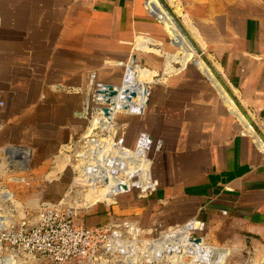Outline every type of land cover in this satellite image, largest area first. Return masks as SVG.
I'll return each mask as SVG.
<instances>
[{
    "label": "crops",
    "instance_id": "obj_1",
    "mask_svg": "<svg viewBox=\"0 0 264 264\" xmlns=\"http://www.w3.org/2000/svg\"><path fill=\"white\" fill-rule=\"evenodd\" d=\"M168 1L221 67L250 123L203 59H195L196 65L210 85L201 74L183 73L196 52L169 12L153 0H0L3 73L12 62L19 66L13 78L20 80L28 69L27 78L44 79L40 94L53 93L51 82L58 92L72 88L71 94L82 99L80 91L93 72L112 85L121 84L131 65L133 71L153 72L158 91L152 107L165 129L158 139L164 169L171 166L178 180L187 178L162 190H188L195 202L190 216L201 210L197 217L201 214L206 226L222 219L237 225L239 234L205 237L212 246L231 249L226 263L264 264V0ZM167 32L179 40L183 54L168 44ZM71 109L80 117L77 105ZM153 171L159 188L170 172ZM242 252L246 260L232 258Z\"/></svg>",
    "mask_w": 264,
    "mask_h": 264
},
{
    "label": "rangeland",
    "instance_id": "obj_2",
    "mask_svg": "<svg viewBox=\"0 0 264 264\" xmlns=\"http://www.w3.org/2000/svg\"><path fill=\"white\" fill-rule=\"evenodd\" d=\"M153 2L154 4L155 2L157 4L159 3L158 5L161 8L163 7L159 0H154ZM165 2L172 12H178L175 11L174 6L171 5L172 3L168 0H165ZM194 33V35L191 33L194 41L197 44L198 42L201 43L198 34L196 32ZM166 36L171 48H174L176 53L180 51V53L183 54L180 46L172 44V38L168 32ZM202 50L204 51L203 48ZM195 59H203L208 65L214 66L217 71L221 70V67L217 62L212 61V57L205 50L204 56L195 53L193 58L190 59L183 69V73L189 72L192 75L194 74V76H196L195 73L201 74L210 85L211 81L195 64ZM11 63L8 65V70L3 73L7 66L5 63L0 62V216L5 215L10 219L8 222L14 221V223L20 221L23 216H30V220L33 221L37 217L38 208L41 207L43 202H55L65 199L80 210L82 221L88 225L104 224L112 217L118 216L120 218L138 220L146 227L161 225L159 230L162 231L168 229L169 226L182 225L193 218H201V214L199 216L200 218L197 217L201 210L197 211L198 213L196 216H190L194 211L192 209L195 206V202L193 196H191L192 194L188 190L186 192L162 190L165 184L174 182L181 183L180 180L182 179L184 180H182V183H184L187 178L182 177L178 180V176L175 177V175H173V168L171 166L164 169L165 161L163 163V151H158L155 148L148 153V158L152 161L151 171L160 169L161 171L165 170V173L168 171L170 172V176H168L163 183L160 182L157 191L145 195L140 188L136 187L132 188L127 193L116 196V203L113 199L110 204L100 201L96 205L85 207L81 202V198L86 192H82L83 188L79 186L80 183H77L78 185L75 183V179L78 177L76 167L80 163L79 155L83 152V142L86 140L83 135L89 125L91 126L93 116L100 111L101 107L108 106V103L105 104L102 99V103L92 99L93 91L92 89L90 90L92 80L90 81V79L88 85L80 91L84 95V98H82L83 100L71 94L73 91L72 88H67L63 93L58 92L59 89L57 86L51 82L48 83L52 84L53 88H51V90L53 93L48 95L40 94L39 92L44 90L42 87L45 85L44 79L27 78L30 75L28 69L23 71V78L20 80L17 78L15 79L13 78V76H15L13 69L19 70V66L16 65L13 67ZM175 66L178 67L179 64L177 63ZM141 67H144V65ZM125 69L126 66L124 67V72ZM134 71L132 70L130 73H134ZM97 80L104 82L99 76ZM223 80L228 87L226 89L227 96L232 99L233 103H235L242 114L247 118L245 114L247 111L241 109V104L238 103L239 99L235 96V93L233 94L228 80L226 78H223ZM18 81L20 86L15 88L18 86ZM122 81L123 77L122 80H120L121 84ZM200 81L201 79L195 80V82ZM14 82L15 84H13ZM157 84L158 82H155V79L146 83L150 95L148 97V105L143 113L141 112L144 110V107H142L139 113V110L135 113L121 111L116 115L114 121L116 130V136L114 138L116 141H122L124 139L123 144L126 147L134 149L137 138L142 131L151 133L156 139L155 141L160 139L159 136L161 135H159V133L164 132L163 130L165 129L160 125L162 121L158 118L159 116L156 110L152 107L158 91ZM229 91L232 92V96H234L236 100L230 96ZM176 96L181 95L176 94ZM88 98L90 99V104L88 103L89 108L87 110L86 105ZM71 105H77L78 111L81 112L80 117L73 113L74 110L71 109ZM243 106L242 104V108ZM248 122L250 123L249 120ZM111 134L109 130L102 131L100 128H97L90 137H103L107 139ZM9 147L28 148L30 150V155L27 164L24 162L22 156L18 157L17 154H15V157L12 158L14 155L8 152ZM63 147L67 148L65 151L63 150L64 152L61 151ZM64 153H67L70 157L65 169L58 174V177L50 179L48 177L50 172L56 167L57 161ZM153 176H155L154 173L152 178ZM72 185L76 187L72 188ZM4 190L9 191L16 201L10 200L6 196V193L4 194L2 192ZM183 215H187V218ZM236 226L237 225L231 221L222 219L215 227L212 228V226L207 225L205 230L194 231L193 234L203 235L204 237H207V234H216L215 238L218 236L223 237L224 234H239ZM241 234L245 235L246 233L241 232ZM243 237H246V235ZM206 241L207 243L209 242V244H204V248L207 252L205 258L206 263L228 264L226 263V259L229 255L226 257V253L221 250L222 247L220 246L221 248H217L219 246H212L214 245V243H212L213 240L206 238ZM246 245L251 248L250 243L244 242L243 246ZM164 247H162V250H164ZM181 252L180 255L178 250L174 251V256L176 257L174 259L175 262L172 264H205L202 259L204 256L201 257L200 254L199 256L197 254V257H195V255H190L192 260L195 259L197 262L195 260L190 261L191 258L186 257L189 255L185 253V250L182 249ZM177 255H180V258H177ZM246 255L248 256L247 253L242 252L240 255L235 254L232 258H234V260L244 261L247 259ZM168 256L171 255L169 254ZM179 260L182 261L179 262ZM164 261L167 262L164 264H171V260L166 259V253ZM185 261L190 262L187 263ZM35 264L53 263L40 258Z\"/></svg>",
    "mask_w": 264,
    "mask_h": 264
},
{
    "label": "built area",
    "instance_id": "obj_3",
    "mask_svg": "<svg viewBox=\"0 0 264 264\" xmlns=\"http://www.w3.org/2000/svg\"><path fill=\"white\" fill-rule=\"evenodd\" d=\"M1 22L0 16V26ZM107 85L108 83L98 81L96 74L90 86V90L93 91L92 99L101 102L100 98L107 95ZM89 102L88 98L87 104ZM90 136L88 138H91ZM120 142L124 143V139ZM136 145L144 147L149 153L153 148L161 150L163 141H155L147 132H140ZM63 150L65 151L66 147H63L61 151ZM138 178L139 176H136V179ZM153 181L154 187H149L145 191L142 187L138 188L148 195L158 188V181L154 178ZM121 184L127 185L119 182L117 186ZM131 189L129 187V191ZM118 190L119 193L116 196L129 192H126L124 188H118ZM90 206L93 205L85 207ZM38 209L37 217L33 221L30 220V216H23L18 222L11 221L0 226V264H21V262L35 264L40 258L53 264H164L167 263L164 259L159 261L160 257L164 256L159 241L168 238L170 250L167 253L170 255L176 249L181 251L180 234L166 233L173 227L180 228L184 225L191 226L192 229L186 238H182L185 243L184 248L190 254H194V248H188L189 237H201L203 243L209 244L203 235L193 234L194 231L206 229V223L196 218L185 224L169 226L168 229L160 231L161 225L146 227L138 220L118 216L112 217L104 224L88 225L82 221L80 210L65 199L43 202ZM145 241L147 242L144 243ZM152 251H155V254ZM148 255H154L156 259ZM134 256H140L138 261L131 259Z\"/></svg>",
    "mask_w": 264,
    "mask_h": 264
},
{
    "label": "bare ground",
    "instance_id": "obj_4",
    "mask_svg": "<svg viewBox=\"0 0 264 264\" xmlns=\"http://www.w3.org/2000/svg\"><path fill=\"white\" fill-rule=\"evenodd\" d=\"M154 6L157 7L156 2ZM132 70L133 66H128L127 73L123 79L122 84L114 85L116 88H118V93L114 97L110 98L112 101L109 104V107L111 108L110 115H106L101 107L100 111H98V113L93 116L91 126L89 125L88 127L89 130L87 129L85 134L83 135L87 138V140L84 142V150L83 152H81L82 154L79 155L80 163L76 167V172H78L79 178L77 177L75 179V183H80L79 186L83 188L82 192H86V194L82 195V204L84 206L94 205L100 201H105L110 204L113 199L115 202V196L119 191L117 186L119 182L126 183L130 188L142 187L144 191L149 187H154L155 185L150 171L152 164L151 160L148 158V151H146L142 146L137 147V145H135L134 149H131L129 147H126L120 141L117 142L114 138L116 136L114 120L117 113L121 111H124L126 113H135L137 110H139V113L142 107H147L148 105V97L150 95V91L146 84L143 85V83L141 82L153 80V72H146V70L144 69L137 68L134 73H130ZM218 81L220 82L219 79ZM125 88L135 90L137 92V95L132 96L131 99H128L127 97L129 93L124 91ZM107 97L108 95L102 96L100 100L102 99V101L107 104ZM89 104H87L88 106L86 105L87 109L89 108ZM97 128H100L102 131L109 130L112 134L107 139L103 137L94 139L88 138V136L92 135ZM10 150L12 151L10 154L14 155L12 156V158L15 157V154H17L18 157L22 156L24 162L27 164L30 155V150L28 148L12 147ZM69 158L70 157L67 153L61 155V158L57 161L56 167L54 166V169L56 170L53 169L48 177L50 179H52L53 177H58V174L65 169ZM136 176H139V179L135 180ZM127 191L129 190H126V192ZM2 192L4 194L6 193V196L10 200H14L9 191L4 190ZM9 220L10 219L7 216L1 215L0 226H4V224L9 223ZM191 231V226L184 225L180 228L177 226L173 227L171 228V231L167 232L166 234H180V247L185 250V243L183 242L182 238H186L187 234H190ZM146 242L147 241H145L144 243ZM159 242L162 247L166 246L163 248L164 250H162L166 253V259L171 260V264L174 263V259L176 257L174 256L175 253H173V256H168L169 254L167 253L168 250H170V248H168V238H164ZM203 242L201 243L204 246L205 243ZM147 244L148 246H151L149 243ZM174 246L177 247L176 245ZM221 250L226 253V257L231 253V249L229 248L222 247ZM180 252L181 251H179V253ZM152 253L155 254V251H152ZM185 253H187L189 256L195 255V257H197V254H190V252H188L187 250H185ZM180 255H177V258H180ZM153 256L150 257L156 259V257ZM164 256L160 257L159 261L163 260ZM139 257L140 256H134L131 259L138 261ZM205 258L206 256H204V258L202 257L203 263L205 262V264H207ZM181 261L179 260V262ZM21 264H24V262H21Z\"/></svg>",
    "mask_w": 264,
    "mask_h": 264
},
{
    "label": "water",
    "instance_id": "obj_5",
    "mask_svg": "<svg viewBox=\"0 0 264 264\" xmlns=\"http://www.w3.org/2000/svg\"><path fill=\"white\" fill-rule=\"evenodd\" d=\"M159 2L163 6V8L166 9L167 12H169V14L173 18L174 22L176 23L178 29L180 30L181 34L189 41V43L191 44V46L194 48L195 52L196 53H199L201 56L202 55L204 56V51L202 50V48L194 41L192 34L186 29V27H184L183 24H181L182 22L176 18V15L174 14V12H172L168 8L165 0H159ZM151 14L153 16H155L158 20L161 21V19L158 17V14L156 12H152ZM172 42L174 44L178 45V46H181V43L179 42V40H176L173 36H172ZM135 61H136V56L134 55L132 57V63H135ZM194 62H195V64H197V60H195ZM209 66L212 69V71L214 72V74L216 75V77L220 80V83L223 85L224 89L226 90L228 87H227L225 81L223 80L221 74L217 71V69L214 66H212V65H209ZM95 77H96V74L93 73V75H92V81H94ZM107 86H108V90H107L106 94L108 95V97H107L108 106H103L102 107V110H103V112L106 115H110L111 108L109 107V104L112 102L110 98L111 97H114L115 95H117L118 88H116L112 84H108ZM124 91L127 92V93H129V95L127 97L128 99H131L132 96H136L137 95V92L135 90H130L129 88H125ZM229 94H230V96H232V93L230 91H229ZM232 98L234 100H236V98L234 96H232ZM241 109H243L242 106H241ZM246 116H247L248 120L250 121L249 116L248 115H246ZM11 148L12 147H9L8 148V150H9L8 152H12L10 150ZM118 188L119 189L120 188H124L125 190H129V187L127 185H125V184L118 185ZM188 241H189L188 242L189 243L188 248L189 247H193L194 248V250H193V253L194 254H198L199 253L201 255V257L207 255L206 249L204 248V246L201 243L202 242V238L201 237H189L188 238Z\"/></svg>",
    "mask_w": 264,
    "mask_h": 264
}]
</instances>
